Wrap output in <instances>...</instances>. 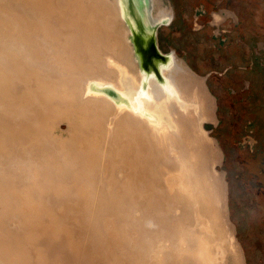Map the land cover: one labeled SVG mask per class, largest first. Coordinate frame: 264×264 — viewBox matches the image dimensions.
<instances>
[{
  "label": "bare ground",
  "instance_id": "obj_1",
  "mask_svg": "<svg viewBox=\"0 0 264 264\" xmlns=\"http://www.w3.org/2000/svg\"><path fill=\"white\" fill-rule=\"evenodd\" d=\"M125 5L0 0V264H246L205 80L147 76Z\"/></svg>",
  "mask_w": 264,
  "mask_h": 264
},
{
  "label": "rangeland",
  "instance_id": "obj_2",
  "mask_svg": "<svg viewBox=\"0 0 264 264\" xmlns=\"http://www.w3.org/2000/svg\"><path fill=\"white\" fill-rule=\"evenodd\" d=\"M144 1L125 4L147 49L153 36L145 35ZM164 1L172 20L157 27L155 45L185 61L215 99L217 122L204 128L222 154L216 168L226 183L228 216L245 263L264 264V0Z\"/></svg>",
  "mask_w": 264,
  "mask_h": 264
},
{
  "label": "water",
  "instance_id": "obj_3",
  "mask_svg": "<svg viewBox=\"0 0 264 264\" xmlns=\"http://www.w3.org/2000/svg\"><path fill=\"white\" fill-rule=\"evenodd\" d=\"M134 2H135V0H134ZM147 2H149V0H146V3ZM128 3H130V2H128ZM132 4H134V3H132ZM127 8H128V4L125 5L126 20L128 21V23H129V25L131 27V31H132V34H133L132 42L134 44V48H135L136 54H137V56L139 58L141 69L147 76L154 75L156 77V79L160 83H163L164 77L162 76L161 68L168 64L169 55L165 56L157 49V47L155 45V41H154V36L156 35L155 33H156L157 27L161 26V25H166V23L157 24L154 27L151 26V28L146 29V33L144 32L145 35L148 34V35H152L153 37H151L148 42H147V40H145L146 45H148L147 49H145L144 47L141 48L140 43H139V37L141 35H139L136 32L137 29L134 28L135 24H133L131 22V19H130L128 11H127ZM144 33H142V35ZM146 50H148V51H146ZM150 50L152 51L153 58L149 59L148 58V52H150ZM151 59H153L154 63L149 67L146 64V62L151 61ZM93 90L94 91H99L100 90V92L102 91L101 93H104V95H107L116 104H121V102H124V99H123L122 95L116 89H114V88H112L110 86H106L104 89H99L97 86H95L93 88Z\"/></svg>",
  "mask_w": 264,
  "mask_h": 264
},
{
  "label": "flooded vegetation",
  "instance_id": "obj_4",
  "mask_svg": "<svg viewBox=\"0 0 264 264\" xmlns=\"http://www.w3.org/2000/svg\"><path fill=\"white\" fill-rule=\"evenodd\" d=\"M167 7H168V10H170L171 11V9L169 8V6L167 5ZM216 17V20L217 21H220V20H222V18H221V16H219V15H216L215 16ZM171 20H172V11H171V17H170V19H169V22H168V24L171 22ZM148 55H150L151 56V58H153V56H152V51L150 50V52H148ZM171 56H175V57H177L176 55H174V54H170ZM166 56V55H165ZM178 58V57H177ZM179 59V58H178ZM179 60H181V59H179ZM181 61H183V60H181ZM183 62H185V61H183ZM211 100H212V104H213V108H214V113H215V111H216V104H215V99H214V97L211 95ZM217 122V120H216V116L214 115V117L212 118V122L211 123H213V124H215Z\"/></svg>",
  "mask_w": 264,
  "mask_h": 264
}]
</instances>
